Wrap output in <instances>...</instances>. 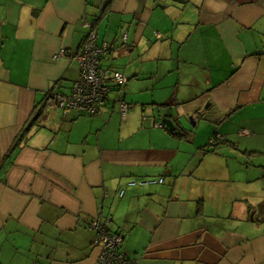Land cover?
Segmentation results:
<instances>
[{
    "label": "crops",
    "instance_id": "0c3cea01",
    "mask_svg": "<svg viewBox=\"0 0 264 264\" xmlns=\"http://www.w3.org/2000/svg\"><path fill=\"white\" fill-rule=\"evenodd\" d=\"M182 1L0 0V264H98V217L135 264H264V0ZM89 23L126 84L44 110Z\"/></svg>",
    "mask_w": 264,
    "mask_h": 264
},
{
    "label": "built area",
    "instance_id": "2783aa9c",
    "mask_svg": "<svg viewBox=\"0 0 264 264\" xmlns=\"http://www.w3.org/2000/svg\"><path fill=\"white\" fill-rule=\"evenodd\" d=\"M87 29L86 37L73 57L78 66V79L72 84L67 94L54 91L46 93L44 110L55 108L63 113L77 111L88 116H94L104 106L112 90L115 88L120 89L126 84L127 78L122 73L104 65L103 58L110 48L104 42H97V31L94 23H89ZM125 39L126 35H122L121 40L124 42ZM58 57L59 55H55L53 58L57 59ZM115 101L120 114L124 117L128 108L127 105L122 98ZM155 126L162 128L163 124L159 122ZM220 140H222V137L216 135L209 140L208 145L215 146ZM161 183L162 179H146L144 181H132L128 185L138 184L144 186ZM122 195L123 191L120 190L118 197ZM109 222V218L102 221L98 217L89 224L96 234L95 244L100 246L97 263L135 264L133 260L122 253L123 236L119 232L111 231Z\"/></svg>",
    "mask_w": 264,
    "mask_h": 264
},
{
    "label": "trees",
    "instance_id": "16d2710c",
    "mask_svg": "<svg viewBox=\"0 0 264 264\" xmlns=\"http://www.w3.org/2000/svg\"><path fill=\"white\" fill-rule=\"evenodd\" d=\"M112 91H114V89ZM50 92H52V91H50ZM47 93H49V92H47ZM41 113H42V109L36 111L32 115V117L29 119V121L26 123V125L21 129V131L19 132V134L17 135V137L14 141V144L12 146V150L18 148L20 146V144L24 141V139H26L31 128L34 127V125L37 123L39 117L41 116Z\"/></svg>",
    "mask_w": 264,
    "mask_h": 264
},
{
    "label": "water",
    "instance_id": "95a60500",
    "mask_svg": "<svg viewBox=\"0 0 264 264\" xmlns=\"http://www.w3.org/2000/svg\"><path fill=\"white\" fill-rule=\"evenodd\" d=\"M171 2H173V3H178V4H183L184 3V1H182V0H170ZM161 123L164 125V127L166 128V129H168L170 132H172V133H175V134H179V131H177L176 129H177V127L175 126V124L171 121V120H169V119H167V118H163L162 120H161Z\"/></svg>",
    "mask_w": 264,
    "mask_h": 264
},
{
    "label": "bare ground",
    "instance_id": "6f19581e",
    "mask_svg": "<svg viewBox=\"0 0 264 264\" xmlns=\"http://www.w3.org/2000/svg\"><path fill=\"white\" fill-rule=\"evenodd\" d=\"M164 126V125H163Z\"/></svg>",
    "mask_w": 264,
    "mask_h": 264
}]
</instances>
